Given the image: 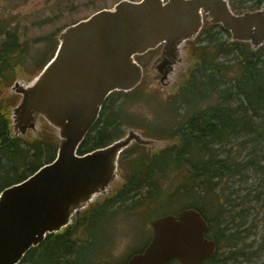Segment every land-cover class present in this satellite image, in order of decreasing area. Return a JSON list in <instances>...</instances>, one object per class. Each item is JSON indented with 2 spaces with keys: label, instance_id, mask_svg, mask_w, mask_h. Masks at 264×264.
Listing matches in <instances>:
<instances>
[{
  "label": "water",
  "instance_id": "95a60500",
  "mask_svg": "<svg viewBox=\"0 0 264 264\" xmlns=\"http://www.w3.org/2000/svg\"><path fill=\"white\" fill-rule=\"evenodd\" d=\"M206 16L231 41L247 42L253 50L264 45V6L237 12L229 0H120L64 27L46 65L31 80L15 81L10 90L21 98L10 112L13 135L36 131L43 118L58 148L52 161L0 191V264H20L30 249L61 233L77 213L123 182L124 150L134 143L149 151L164 144L129 128L108 145L78 152L108 96L142 82L144 68L136 56L163 45L171 57L165 66H171L183 45L200 34ZM151 226L148 245L127 264H202L216 254L209 222L195 207L158 216Z\"/></svg>",
  "mask_w": 264,
  "mask_h": 264
},
{
  "label": "trees",
  "instance_id": "16d2710c",
  "mask_svg": "<svg viewBox=\"0 0 264 264\" xmlns=\"http://www.w3.org/2000/svg\"><path fill=\"white\" fill-rule=\"evenodd\" d=\"M229 1L237 12L260 8L264 3V0H259L248 6L246 0ZM4 23L7 24L0 21V35H4L0 44V81L5 78L6 70L13 64L12 60L22 52L19 32ZM201 33L205 35L202 40L204 43L194 50V53L197 50L203 52L197 72L191 75L194 76L192 79H186L185 85L168 106L174 109L175 103L197 106L199 101L206 98L210 99V104L195 111L179 126L173 127L169 135L174 137L172 140L179 141L166 146V149L153 157H142L141 164L137 165L139 167L131 175L122 176L123 182L119 189L101 203L77 213V216L84 218L81 220L79 217L78 224L85 227L88 239L83 242L73 240L70 224L61 233L49 234L39 246L30 249L20 264H95L96 254L93 257L90 253L94 242L90 226L105 215L114 214L115 211L111 212V209L115 204L131 200L149 185L153 188L150 187L149 196L144 193L143 198L147 204H160L173 196L171 189L184 174L186 177L182 184L189 187L197 185L203 191L216 188L219 179L224 177L242 178L247 172L248 176L252 172L264 177V45L253 50L247 42L231 41L230 33L219 24H204ZM56 49L54 45V53ZM136 88L129 92L114 91L108 96L99 119L79 147L80 154L122 137L120 130L125 119L124 113L121 110L107 112V102L121 93H129L130 97ZM10 123V116L0 109V191L22 181L43 164L52 161L58 148L55 134L53 138L28 142L23 136L13 135ZM196 123H201V127L195 129ZM154 134L159 135L157 132ZM235 149L240 154H235ZM243 151L245 155L242 156ZM171 162L174 165L166 169ZM170 169L174 172L173 176L168 173ZM161 171L165 178L157 176ZM169 175L171 183L168 181L170 184L164 190L160 184ZM179 191L186 194L182 189L175 195ZM229 200L227 203L232 211L236 205ZM187 207H195L201 211L197 203H191ZM230 210L226 209L229 215ZM207 220L210 225L207 236L210 237V230H214L213 239L218 247L216 254L202 264H228L229 258L237 259L239 251L229 252L225 248L231 247L230 240L237 239L240 231H233L229 220L221 219L217 223ZM229 253L235 256L232 257ZM167 264L180 263L172 259Z\"/></svg>",
  "mask_w": 264,
  "mask_h": 264
},
{
  "label": "rangeland",
  "instance_id": "374dc122",
  "mask_svg": "<svg viewBox=\"0 0 264 264\" xmlns=\"http://www.w3.org/2000/svg\"><path fill=\"white\" fill-rule=\"evenodd\" d=\"M120 0H0V21L6 26L17 29L22 43V52L12 60L10 69L6 70L5 78L0 81V109L10 116L13 106H16L21 98L20 94L11 92L10 88L15 81L26 78L31 80L51 59L54 54V45L58 46L56 35L69 24L90 16L97 10L112 8ZM259 0H246V5L256 4ZM264 6V3L261 7ZM210 16H206L205 24L210 26ZM204 33H201L195 40L183 45L181 49L182 62H179L169 81L161 82V79L154 77V70L150 64L151 57L156 55L161 45L150 53L136 56L137 60L144 65L145 74L142 82L130 97L129 93L118 94L108 100L107 112L121 110L124 113V121L121 126V136L127 134L129 128L139 131L145 136L159 139L164 144L157 149L153 148L148 152L147 146L133 144L120 158L119 169L123 175H131L141 164L142 157H153L168 145L176 141L169 135L175 126L186 121L195 111L203 109L210 104V99L199 101L197 106L187 104H176L175 109L169 107L171 100H174L177 92L185 85L186 79H192L197 71L202 53L195 47L204 43ZM4 35H0V44ZM224 37H227L224 35ZM191 57V60L190 58ZM193 57V59H192ZM223 60V59H222ZM233 62V61H232ZM191 63V64H190ZM160 75V74H159ZM190 76V77H189ZM200 98V97H198ZM174 104V103H173ZM127 114V115H125ZM153 131V133H152ZM159 134H154L156 132ZM54 130L43 118L36 131L28 129L26 134L21 135L27 141H39L41 138H53ZM154 150H157L156 152ZM236 150V149H235ZM235 154H240L236 150ZM245 155V152H241ZM169 163L166 169L173 166ZM174 168V167H172ZM173 170L168 173L173 176ZM158 172V177L165 178V175ZM161 182L160 187L167 189L171 183V177ZM176 173L174 174V176ZM248 176V172L246 174ZM224 177L219 179L217 187L210 190H202L200 187L184 185L186 174L179 178L171 192L174 193L170 199L160 204H147L145 195L149 196L150 188L142 189L140 194H135L131 200L121 204H115L111 209L114 214H107L99 222L90 226L93 231V247L90 253L95 256V264H126L129 258L139 250L146 247L152 237L151 220L157 216L169 213H178L191 203H197L201 207L203 215L210 222H219L221 219L229 220L233 231L238 232V238L230 240L231 247L226 251L235 252L237 259H228V264H264V177L249 172L248 177ZM239 179H243L239 181ZM170 183H169V182ZM120 183L115 182L108 193L100 195L89 204L96 205L106 200L114 188L119 189ZM189 188V189H187ZM184 189L186 194L175 195L178 190ZM231 191L232 196H231ZM232 198V199H231ZM235 203L236 207L230 210L228 200ZM229 200V201H230ZM230 210V214L226 213ZM80 219L83 216L75 215L71 226L72 239L83 242L88 239L85 227L80 226ZM223 217V218H222ZM221 228V227H220ZM231 230V231H232ZM214 230H210V238H213ZM226 255H228L226 253ZM229 255L235 256L229 253Z\"/></svg>",
  "mask_w": 264,
  "mask_h": 264
},
{
  "label": "flooded vegetation",
  "instance_id": "af4514ba",
  "mask_svg": "<svg viewBox=\"0 0 264 264\" xmlns=\"http://www.w3.org/2000/svg\"><path fill=\"white\" fill-rule=\"evenodd\" d=\"M159 47V46H158ZM155 49H153V51H154ZM152 50H149V51H147L146 52V54L147 53H150ZM152 51V52H153ZM151 54V53H150ZM175 57L176 58H178L177 60H174V63L171 65V66H165L166 64L164 63L165 61H167V60H169V59H171V57L169 56V55H167L166 54V52H165V50L163 49V45H161V48L159 49V52H157L156 53V55H154V57L152 56L151 57V60L149 61L150 62V64H151V66L152 67H154V68H152V69H155L154 71V77H158L159 79H161L162 78V74H161V72H160V70H159V68L158 67H160V68H162V70H164V73L167 75V78L165 79V81L164 82H168L169 81V76H170V74L171 73H173V71H174V69H175V67H176V65L179 63V62H182V55L181 54H178L177 53V55H175ZM190 58V60H191V57H189ZM176 61V62H175ZM192 61V60H191ZM191 64V63H190ZM143 67H144V65H143ZM144 74H145V70H144ZM160 74V75H159ZM208 124H210V122L208 123ZM201 123H196V126H195V129H198L199 127H201ZM18 136V135H17ZM135 144V143H134ZM137 144V143H136ZM140 145V144H139ZM143 146V145H142ZM131 147V146H130ZM129 147V148H130ZM129 148H127L126 150H128ZM148 149V148H147ZM126 150H124L123 152H122V154L126 151ZM155 152L157 151V150H154ZM148 152L149 153H151L152 151H149V149H148ZM121 154V155H122ZM120 158H121V156H120ZM120 158H119V161H120ZM160 170H161V168H159ZM119 173L121 174V176H123L122 175V173H121V171H120V169H119ZM146 177V174L144 175V178ZM117 190V187H115L114 188V191H116ZM149 190V189H148ZM97 204V203H96ZM89 207V206H88ZM87 207V208H88ZM86 208V209H87ZM86 209H84V210H82V211H80V212H83V211H85ZM208 221V220H207ZM143 251V250H142ZM141 252V251H140Z\"/></svg>",
  "mask_w": 264,
  "mask_h": 264
}]
</instances>
